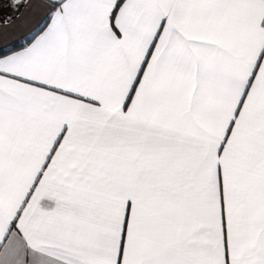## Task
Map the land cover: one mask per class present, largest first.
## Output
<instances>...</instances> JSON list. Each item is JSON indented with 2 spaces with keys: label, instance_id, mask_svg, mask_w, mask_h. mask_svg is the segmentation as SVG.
Wrapping results in <instances>:
<instances>
[{
  "label": "snow or ice",
  "instance_id": "obj_1",
  "mask_svg": "<svg viewBox=\"0 0 264 264\" xmlns=\"http://www.w3.org/2000/svg\"><path fill=\"white\" fill-rule=\"evenodd\" d=\"M0 264H264V0H0Z\"/></svg>",
  "mask_w": 264,
  "mask_h": 264
}]
</instances>
